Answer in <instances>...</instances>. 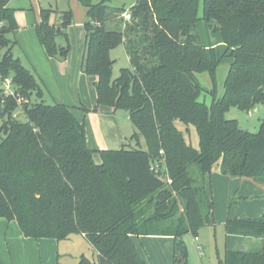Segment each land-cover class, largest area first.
<instances>
[{"label": "trees", "instance_id": "16d2710c", "mask_svg": "<svg viewBox=\"0 0 264 264\" xmlns=\"http://www.w3.org/2000/svg\"><path fill=\"white\" fill-rule=\"evenodd\" d=\"M202 1L200 18L201 0H138L125 21V7L109 12L107 0H80L88 9L82 70L96 78L98 105L126 111L133 138H144L146 147L101 150L97 164L85 123L65 103L46 104L41 83L14 58L8 35L19 29L15 9L11 0H0V80L11 78L14 89L6 95L0 81V219L16 221L26 238L83 236L96 258L82 255L79 264H150L139 256L135 236L173 237L172 264H189L183 237L212 224L207 176L219 168L264 186V122L251 133L225 116L232 107L250 112L264 105V0ZM52 13L42 10L37 36L49 58L65 59L69 47L58 39H67L73 15L64 12L60 24H51ZM112 14L122 16L121 23ZM201 20L215 23L226 46L223 56L198 43ZM120 45L130 67L113 79L111 51ZM227 56L232 63L224 96L208 106L200 100L204 89L197 74L214 75ZM34 95L39 102L32 104ZM18 110L25 121L18 120ZM177 122L196 128L198 149ZM157 157L171 184L153 171ZM225 228L255 244L226 251L219 264H264V214L228 219Z\"/></svg>", "mask_w": 264, "mask_h": 264}, {"label": "rangeland", "instance_id": "374dc122", "mask_svg": "<svg viewBox=\"0 0 264 264\" xmlns=\"http://www.w3.org/2000/svg\"><path fill=\"white\" fill-rule=\"evenodd\" d=\"M103 0H94L95 4ZM138 0H107L106 6L109 12L118 8L130 9ZM9 7L15 9V18L18 31L8 37L13 41L12 54L20 59L22 64L36 76L44 90L43 101L48 105L65 103L73 108V113L80 122L85 123L86 144L93 150L94 161L102 162L101 150L118 151L124 147L127 149H145L144 138L139 141L133 138L135 129L126 111L114 112L104 105H98L94 86V77L86 75L82 70V60L86 46L85 22L88 19V9L80 0H11ZM42 10H52L51 24H60L62 14L71 11L72 24L66 29L67 39L59 38V43L69 47L65 59L61 57L49 58L42 48L36 25L41 22ZM203 14V1L199 5V17ZM118 23L122 16L112 14ZM114 23L109 24L114 27ZM116 26V25H115ZM215 23L207 26L204 21L196 25L198 43L205 47L216 48L217 53L223 56L226 46L222 43L221 35L214 32ZM114 61L113 79L120 76L123 68L130 67L128 56L122 45L111 51ZM232 59H221L215 74L205 71L197 74L198 81L204 89L200 100L211 106L213 101L224 96L225 83L230 72ZM39 102L34 95L32 104ZM84 107L90 111L86 112ZM257 108V109H256ZM256 109V110H255ZM255 109L242 111L232 107L226 113V118L237 120L242 130L258 133L264 122V105H258ZM17 112V111H16ZM19 121H25L22 113L18 112ZM3 122L0 120V132ZM184 134L188 144L199 148V135L194 126H186L181 122L176 123ZM164 161L162 158H153L155 173L166 180L168 173H164ZM157 166L161 170L156 171ZM225 182L212 175L207 176V190L214 202V214L212 224L198 229L197 236L186 234L183 239L188 246L189 264H219L223 260L226 251H248L255 244L244 238L227 234L225 220L231 218L256 219L264 214V187L258 185L251 177H222ZM7 220L0 222V264H79L82 255L89 259L96 256L90 243L81 235H73L68 240L58 242L53 238L31 239L24 241L19 239L16 221H11L12 227L6 229ZM4 224V225H2ZM13 227H16V232ZM196 237L199 240H196ZM164 238V237H163ZM167 238L159 239L154 248L162 251L167 249ZM152 242L139 244V251L143 257H147L149 246ZM170 242V246L172 241ZM199 245L203 248L205 256L202 258ZM165 249V250H166Z\"/></svg>", "mask_w": 264, "mask_h": 264}, {"label": "crops", "instance_id": "0c3cea01", "mask_svg": "<svg viewBox=\"0 0 264 264\" xmlns=\"http://www.w3.org/2000/svg\"><path fill=\"white\" fill-rule=\"evenodd\" d=\"M94 83L96 82V78L94 79ZM257 109V108H256ZM255 109V110H256ZM212 178H219L220 180H222L223 182H225V178H222V177H227L225 175H223L220 171V169H215L213 172H212ZM230 177V176H229ZM226 183V182H225ZM258 184V183H257ZM260 185V184H258ZM262 186V185H260ZM264 187V186H263ZM5 219H0V222L1 221H4ZM228 219L225 220V223ZM12 222H6V229L9 231V229L12 227L11 224ZM4 225V224H2ZM15 225L18 226V232H17V235H18V238L19 239H23L24 241H31L32 238H26L24 237L22 234H21V231L19 229V225L17 222H15ZM14 230L16 229V227H13ZM16 232V230H15ZM236 236V235H234ZM167 238L165 241L168 242V245H167V249H163L162 251L158 250L157 248L155 249L154 248V244L152 241L156 242L157 240L159 241V239H164V238ZM236 237H240V238H244L245 240H248L250 241L249 239L245 238V237H242V236H236ZM133 240L135 242V245H136V248H137V252L139 254V256L149 262L150 264H172L173 263V260H174V246H175V239L171 236H135L133 237ZM184 240V239H183ZM148 241L152 242V244H149V245H152L151 247L149 246V249H148V252L146 253L147 254V257H143L141 255V252L139 251V244L140 245H143L148 243ZM169 241H172L171 243V246H170V242ZM252 242V241H250ZM200 246V245H199ZM188 247V246H187ZM202 258L205 256V253L202 255ZM188 263H189V258H188Z\"/></svg>", "mask_w": 264, "mask_h": 264}, {"label": "built area", "instance_id": "2783aa9c", "mask_svg": "<svg viewBox=\"0 0 264 264\" xmlns=\"http://www.w3.org/2000/svg\"><path fill=\"white\" fill-rule=\"evenodd\" d=\"M123 18L125 21H131L132 19V14L130 12V10H126L123 14ZM1 78V77H0ZM1 81V84H2V88L4 89L5 91V94L6 95H14V89H13V85H12V79L11 78H7L5 80H0ZM251 113V112H250ZM164 166V173H168L167 169H166V166L165 164L163 165ZM158 168H156V171L158 170V172L161 170L160 166H157ZM153 171L155 172V167L153 166L152 167ZM157 174V173H155ZM158 175V174H157ZM167 183L171 184L172 183V180L170 179L169 175H167V178L165 180ZM196 240H199L198 237H196ZM199 250L201 252V254L203 255L204 254V250L201 246H199Z\"/></svg>", "mask_w": 264, "mask_h": 264}]
</instances>
